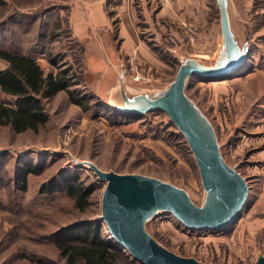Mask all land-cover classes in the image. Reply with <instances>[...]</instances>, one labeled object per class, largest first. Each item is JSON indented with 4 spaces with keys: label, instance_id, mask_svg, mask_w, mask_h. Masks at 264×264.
<instances>
[{
    "label": "rangeland",
    "instance_id": "1",
    "mask_svg": "<svg viewBox=\"0 0 264 264\" xmlns=\"http://www.w3.org/2000/svg\"><path fill=\"white\" fill-rule=\"evenodd\" d=\"M63 1L0 0V50L35 56L46 74L59 67L78 72L76 36L71 25L68 28ZM175 1L165 7L173 18L166 10L157 14V2L145 14L139 10L140 36L164 64L152 65L125 54L119 62L125 65V77H114L108 86L120 84L117 99V94L97 95L88 82L93 78L77 76L72 88L87 96L91 110L84 112L62 91L46 100L49 120L38 131L15 132L0 126V264H67L53 235L79 220L101 223L106 239L118 244L102 220L107 182L96 168L171 183L200 210L222 207L221 193L206 189L199 160L163 101L141 103L142 107L137 99L133 102L140 94L148 100L164 92L167 96L182 66L222 69L235 62L225 57L217 0H204L207 7L202 12L177 9ZM240 1L245 5L242 18L250 25L243 37V62L235 72L213 79L188 75L181 96L184 112L202 137L217 143L226 161L247 179L248 200L237 220L218 230L188 228L169 211L152 210L145 218L149 236L176 254L205 264H256L264 257V0ZM201 50L206 55L193 54ZM5 66L0 59V68ZM9 99L0 92V101ZM29 164L34 170L26 172ZM74 173L93 189L85 208L78 207L65 190L41 192L51 180Z\"/></svg>",
    "mask_w": 264,
    "mask_h": 264
},
{
    "label": "water",
    "instance_id": "2",
    "mask_svg": "<svg viewBox=\"0 0 264 264\" xmlns=\"http://www.w3.org/2000/svg\"><path fill=\"white\" fill-rule=\"evenodd\" d=\"M243 60L244 57L238 63L222 69L182 66L168 95L157 100L159 103L163 101L164 108L169 111L175 125L185 135L199 160L206 189L221 193L223 203L219 211L198 209L183 190L161 179L95 169L99 178L107 182L102 196V219L114 239L139 262L205 264L195 258L176 254L147 234L145 218L152 210L169 211L186 227L197 230L228 227L241 214L249 196L247 179L226 161L217 143H211L202 137L184 112L181 91L183 80L188 75L221 77L235 72ZM207 168L215 173L216 178L209 176ZM256 264H264V257Z\"/></svg>",
    "mask_w": 264,
    "mask_h": 264
},
{
    "label": "trees",
    "instance_id": "3",
    "mask_svg": "<svg viewBox=\"0 0 264 264\" xmlns=\"http://www.w3.org/2000/svg\"><path fill=\"white\" fill-rule=\"evenodd\" d=\"M74 40L78 72H74L72 67L67 69L59 67L56 72L46 74L35 56L7 49L0 50V59L6 64L4 68H0V92L10 98L9 101H0V126H9L15 132L38 131L49 120L46 100L61 91H66L70 101L80 106L84 112L91 110L92 105L87 96L72 88L77 84V76L87 78L85 48L79 39ZM50 62L55 66L58 64L55 59ZM180 136L185 137L183 133H180ZM185 142L193 152L187 139ZM32 170L34 168L29 164L26 172ZM64 190L80 208L86 207L87 198L93 192L91 187L84 186L78 173L51 180L43 186L41 192L53 193ZM53 243L67 264H119L121 260L130 264L133 261L139 262L124 251L126 248L119 243L118 245L114 240L106 239L101 223L89 220H79L60 227L54 232ZM43 262L41 260V263Z\"/></svg>",
    "mask_w": 264,
    "mask_h": 264
},
{
    "label": "crops",
    "instance_id": "4",
    "mask_svg": "<svg viewBox=\"0 0 264 264\" xmlns=\"http://www.w3.org/2000/svg\"><path fill=\"white\" fill-rule=\"evenodd\" d=\"M156 2L157 6L160 7L157 14L162 15L166 10L165 14H169L167 15L168 17H174L157 0H151V2L150 0L63 1V7L61 8L69 15L68 22L72 27L73 33L85 48L86 76L89 79L93 78V80H88V82L95 92L100 93L97 95L108 94V96H113L117 94L114 97L116 99L119 97L120 84L117 83V85L111 88L108 86L111 85L110 81H113L114 77H125V65L119 64V62H122L125 54L130 56L135 55V57L137 55L146 59L152 65L161 66L164 64L163 60L151 49V43L140 36L141 26L139 22L141 18L139 17V10L141 9L140 11L145 14V11L152 9ZM217 2L222 12L221 20L223 21L225 46L227 47L225 57L229 58V62L235 61L232 64L229 63V65H234L237 63V60L240 61L246 54V37L244 39L243 37L247 34L246 32L250 25L242 18L245 5L240 0H217ZM175 3L177 9L186 10L187 8L188 12L191 10L202 12L207 7L204 0H176ZM237 15L241 17L240 21ZM165 29L167 28L165 27ZM150 30L151 28L146 31ZM231 31L237 35L233 34L234 36H232ZM229 32H231V36H229ZM201 52L203 51H194L193 54L204 56L207 53ZM164 94L165 92L162 95L155 96L151 100L142 97L141 94L135 95L133 102H136L137 99L139 101L138 107H142L149 101L154 102L159 100Z\"/></svg>",
    "mask_w": 264,
    "mask_h": 264
},
{
    "label": "built area",
    "instance_id": "5",
    "mask_svg": "<svg viewBox=\"0 0 264 264\" xmlns=\"http://www.w3.org/2000/svg\"><path fill=\"white\" fill-rule=\"evenodd\" d=\"M160 4L164 7L170 8L172 4H174L175 0H159ZM196 39L195 35L191 36V40L194 41ZM139 76H136V79H139Z\"/></svg>",
    "mask_w": 264,
    "mask_h": 264
},
{
    "label": "bare ground",
    "instance_id": "6",
    "mask_svg": "<svg viewBox=\"0 0 264 264\" xmlns=\"http://www.w3.org/2000/svg\"><path fill=\"white\" fill-rule=\"evenodd\" d=\"M127 250V249H126Z\"/></svg>",
    "mask_w": 264,
    "mask_h": 264
}]
</instances>
